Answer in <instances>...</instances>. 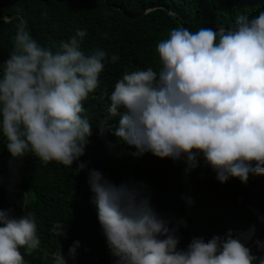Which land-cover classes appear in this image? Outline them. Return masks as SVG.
Listing matches in <instances>:
<instances>
[{"label":"clouds","instance_id":"1","mask_svg":"<svg viewBox=\"0 0 264 264\" xmlns=\"http://www.w3.org/2000/svg\"><path fill=\"white\" fill-rule=\"evenodd\" d=\"M86 30L77 29L52 51L17 26L13 46L0 63V136L13 163L30 153L41 163L65 167L84 155L92 125L82 101L98 86L106 63L119 57L96 48L80 49ZM161 67L125 73L108 95L115 126L101 122L119 141L173 161L183 158L195 168L197 157L223 184L230 178L246 183L264 175V9L239 15L232 27L174 28L156 45ZM84 163H77L79 172ZM90 203L114 264H264V241L253 245L259 256L232 230L205 240L193 237L178 247L179 223L160 218L139 190L115 184L99 170H89ZM31 211L15 217L0 210V264H25L21 247L39 246ZM63 235L62 222L52 226ZM249 239L251 237L249 236ZM79 241L53 255L54 264L75 261Z\"/></svg>","mask_w":264,"mask_h":264},{"label":"trees","instance_id":"2","mask_svg":"<svg viewBox=\"0 0 264 264\" xmlns=\"http://www.w3.org/2000/svg\"><path fill=\"white\" fill-rule=\"evenodd\" d=\"M264 9V0H0V63L8 57L17 26L23 25L42 47L56 51L77 29L86 30L80 49L85 54L101 48L119 57L106 63L98 76V86L82 101L92 125L84 155L72 166L56 162L47 164L30 153L13 163L18 171L10 177L6 141L0 136V210L11 209L19 217L31 211L40 241L35 249H19L25 264H54L53 255L67 250L79 241L75 261L68 264H108L110 253L90 203L88 171L99 170L115 184L135 186L158 215L184 212L194 237L210 239L232 230L234 236L245 231L253 215L237 201L236 196L257 190L242 198V203L264 211V175H249L246 183L230 178L221 184L202 156L195 168L181 158L160 159L150 153L133 155L136 149L119 141L109 131L99 133L101 122L115 126L119 113H108V95L114 83L125 73L161 64L156 45L174 28L191 32L201 27L234 26L239 15L253 17ZM145 11L142 15H140ZM139 15V16H138ZM77 163L85 168L76 172ZM62 222L63 235L56 236L52 226ZM175 224L177 222H170ZM180 244L190 241L179 224ZM264 235V225L259 233ZM264 241V238L262 239ZM251 251L259 256L255 246Z\"/></svg>","mask_w":264,"mask_h":264},{"label":"water","instance_id":"3","mask_svg":"<svg viewBox=\"0 0 264 264\" xmlns=\"http://www.w3.org/2000/svg\"><path fill=\"white\" fill-rule=\"evenodd\" d=\"M145 11H143L140 15H142ZM139 16V15H138ZM256 176V175H255ZM260 180V184L257 190H259L261 188V179ZM257 190L251 191V192H247V193H243L240 194L238 196H236V201L248 212H250L253 215V222L252 224L245 230L243 231L241 234H239L237 237H240L242 235H244L246 232H248L250 229H254V231L251 233L250 237L251 239H248L247 241H245V246L246 247H252L253 246V241L255 240H262L264 238V235L260 236L259 233L262 229V226L264 225L263 220H264V211H261L259 209H257L254 206L251 205H247L242 203V198L255 193ZM162 219L168 220L169 222H177L180 225H182L185 228L187 237H188V241H190L194 235H193V230L191 227V223L190 220L188 218V216L184 213V212H180L179 214H162L159 216ZM263 219V220H262ZM115 258L110 256L109 259V263L108 264H114Z\"/></svg>","mask_w":264,"mask_h":264},{"label":"bare ground","instance_id":"4","mask_svg":"<svg viewBox=\"0 0 264 264\" xmlns=\"http://www.w3.org/2000/svg\"><path fill=\"white\" fill-rule=\"evenodd\" d=\"M263 220V219H262ZM254 231V229H250L248 232H246L244 235L240 236L239 238L241 239V241L244 243L245 241H247L249 239V236L251 235V233Z\"/></svg>","mask_w":264,"mask_h":264},{"label":"rangeland","instance_id":"5","mask_svg":"<svg viewBox=\"0 0 264 264\" xmlns=\"http://www.w3.org/2000/svg\"><path fill=\"white\" fill-rule=\"evenodd\" d=\"M263 223H264V220H263Z\"/></svg>","mask_w":264,"mask_h":264}]
</instances>
